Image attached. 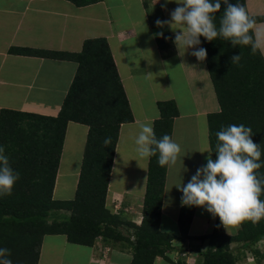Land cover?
Wrapping results in <instances>:
<instances>
[{"label": "crops", "instance_id": "1", "mask_svg": "<svg viewBox=\"0 0 264 264\" xmlns=\"http://www.w3.org/2000/svg\"><path fill=\"white\" fill-rule=\"evenodd\" d=\"M164 3L99 0L78 6L69 0H0V111L57 115L77 63L25 51L78 52L85 39L105 38L132 113V120L119 128L105 206L111 213L123 215L124 221L140 224L149 158L137 156L135 137L141 123L153 125L159 117L158 101L173 100L178 115L173 119L171 138L181 152L176 164L166 169L159 219V229L172 236V249L168 258L157 256L152 264H173L178 252H186L178 264H201L199 251L208 243L203 238L220 219L206 208L194 206L188 236L182 238L178 216L183 193L176 186L186 185L206 165V150L211 151L208 115L219 111V104L205 60L191 54L201 45L187 50L181 45L179 51L174 40L180 30L174 31L168 24L157 26L158 10L160 20L167 21L178 6L173 0L165 9ZM245 4L249 15L264 16V0H245ZM252 30L264 58V21L256 22ZM86 134V125L67 123L54 199L58 189L59 200L71 199L75 193ZM211 158L214 160L212 153ZM61 178L65 180L60 182ZM68 178L75 179L71 196L66 193ZM223 229L229 235L239 231ZM122 231L128 235L133 228L125 224ZM235 251L236 264H250L241 250ZM131 259L130 247L121 241H105L99 236L92 245H82L69 242L64 234H46L37 264H129Z\"/></svg>", "mask_w": 264, "mask_h": 264}, {"label": "trees", "instance_id": "2", "mask_svg": "<svg viewBox=\"0 0 264 264\" xmlns=\"http://www.w3.org/2000/svg\"><path fill=\"white\" fill-rule=\"evenodd\" d=\"M69 1L82 6L99 0ZM229 2L246 8L245 0ZM225 7L221 0V9L214 14L217 28ZM156 15L162 19L159 10ZM249 16L256 22L264 21V16ZM249 35L255 42L253 30ZM200 41L207 50L205 63L219 104V111L208 115L214 160L216 133L229 125L243 124L253 130L251 139L261 151V168L256 173L258 178H264V58L259 48L252 54L251 44L232 47L219 37L209 42L203 36ZM25 52L72 59L77 67L57 115L0 111V146L5 148L11 167L20 173L12 194L0 196V248L10 250L8 258L12 264H37L46 234H64L69 242L82 245H92L101 236L105 241L126 243L132 251L129 264H152L157 256L168 258L172 236L159 229L167 166L158 165V153L148 160L140 224L124 221L105 206L119 128L132 120L106 39H85L78 52ZM239 54V63H231L230 58ZM157 107L160 115L153 123L156 138L165 134L171 137L173 119L178 115L176 104L162 100ZM69 121L86 125L87 134L74 196L59 200L53 198V188ZM106 138H111L108 146L104 144ZM260 199L264 201V185ZM193 211L194 206L180 208L178 224L182 238L188 236ZM125 224L132 226V233H123ZM205 238L207 247L199 251L201 264H236L237 249H252L257 261H264V252L253 248L264 238V219L255 226L251 221L243 222L233 235L227 234L217 220Z\"/></svg>", "mask_w": 264, "mask_h": 264}, {"label": "clouds", "instance_id": "3", "mask_svg": "<svg viewBox=\"0 0 264 264\" xmlns=\"http://www.w3.org/2000/svg\"><path fill=\"white\" fill-rule=\"evenodd\" d=\"M172 2L173 0H165L162 7L166 9L167 4ZM174 2L178 6L170 13L171 19H158L156 24L160 27L168 24L172 30H180L176 32L174 40L179 51L181 45L185 50L199 45L201 36L209 42L219 37L230 42L232 47L251 44L252 54L261 46L259 39L253 42V37L249 35L256 21L249 16L243 5L223 0L226 7L217 28L214 14L220 11L221 0ZM158 35L163 36V33ZM191 54L197 60L204 61L207 50L200 47ZM230 59L231 63H239L241 55H233ZM252 135V128L243 124H232L218 131L214 151L216 159L211 158L213 151L206 150L209 153L206 165L198 168L186 185L181 183L176 186L183 193L181 205L206 208L214 217H219L221 225L227 230L239 229L245 221H251L255 226L264 219V201L260 199L264 178H258L256 173L261 168V151L251 139ZM104 144H111V138H106ZM135 145L140 159H148L158 153L157 162L161 167L175 165L181 152L180 145L169 135L165 134L157 139L151 122L139 125ZM19 178L20 173L11 167L5 148L0 146V196H10ZM255 245L253 248L264 252V247L258 248ZM246 250L253 252L255 264L264 263L257 261L252 249L243 250L244 256ZM10 255L9 249L0 248V264H12V260L8 258Z\"/></svg>", "mask_w": 264, "mask_h": 264}, {"label": "built area", "instance_id": "4", "mask_svg": "<svg viewBox=\"0 0 264 264\" xmlns=\"http://www.w3.org/2000/svg\"><path fill=\"white\" fill-rule=\"evenodd\" d=\"M255 247L262 248L264 247V238L259 240ZM186 255V252H178L177 254L173 255V264H178L180 261L181 256ZM245 258L250 264H255L253 252L251 250L245 251Z\"/></svg>", "mask_w": 264, "mask_h": 264}, {"label": "rangeland", "instance_id": "5", "mask_svg": "<svg viewBox=\"0 0 264 264\" xmlns=\"http://www.w3.org/2000/svg\"><path fill=\"white\" fill-rule=\"evenodd\" d=\"M174 83H176V82H174ZM69 179V178H68ZM77 179V178H76ZM63 180H65V178H61V180H60V182H62ZM69 184H68V190H66V193L68 194V195H72L71 193L73 192V189H74V187H73V183H74V181H75V179L74 180H70L69 179ZM76 185V184H75ZM59 188H60V185H59ZM58 195H59V189H58V193H57V195H55V197H56V199H57V197H58ZM74 196V195H73ZM73 196H71V198L73 197ZM60 212L62 213H65L64 211H62V210H60ZM121 217H124L123 215H121ZM124 219V218H123Z\"/></svg>", "mask_w": 264, "mask_h": 264}]
</instances>
